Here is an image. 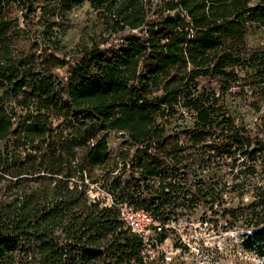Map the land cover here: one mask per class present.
<instances>
[{"label":"trees","instance_id":"obj_1","mask_svg":"<svg viewBox=\"0 0 264 264\" xmlns=\"http://www.w3.org/2000/svg\"><path fill=\"white\" fill-rule=\"evenodd\" d=\"M83 5L91 33L66 48ZM253 26L264 0H0V264H155L122 207L162 224L204 208L264 264V114L251 130L223 103L264 84ZM221 160L226 179H198Z\"/></svg>","mask_w":264,"mask_h":264},{"label":"rangeland","instance_id":"obj_2","mask_svg":"<svg viewBox=\"0 0 264 264\" xmlns=\"http://www.w3.org/2000/svg\"><path fill=\"white\" fill-rule=\"evenodd\" d=\"M254 1L250 0L251 3ZM70 19L71 27L63 40L66 48L84 43L91 33L92 23L95 20L94 14L86 5L73 11ZM242 42L249 49L264 46V28L255 26L248 28ZM240 77H243L242 73ZM248 83H250L249 80H244L238 83V87L230 89L224 94L223 103L236 124H243L252 130L254 125L260 123V117L264 114V84ZM119 141L116 134L107 140L110 157H115L117 151H120ZM235 158L238 157L235 156ZM237 160L236 165L241 161ZM217 164L207 172L206 170L200 172L198 179L204 181L209 178L216 180L224 177L226 179L230 160H221ZM236 170L237 168L233 171ZM220 199L223 208L245 205L250 201L247 198L240 200L235 194H223ZM213 210H217L216 205L213 206ZM209 219L207 210L196 208L188 218L183 217L176 223H169L164 229L167 231L165 232L167 237L163 242L162 251L170 254V262L158 258L155 264H259L256 259L246 255L240 249V231L237 228L226 230L217 218ZM181 241L184 243L183 247L180 246ZM158 253L150 251V256L156 259Z\"/></svg>","mask_w":264,"mask_h":264},{"label":"built area","instance_id":"obj_3","mask_svg":"<svg viewBox=\"0 0 264 264\" xmlns=\"http://www.w3.org/2000/svg\"><path fill=\"white\" fill-rule=\"evenodd\" d=\"M119 218L127 231L130 234L138 237L143 244L142 255H147L148 260H154L150 256V251L159 252L157 258H161L165 262H170V254L162 251L163 242L159 240V236L168 226L169 223L162 224L156 221L152 215L143 208H126L119 209ZM181 241L180 246L183 247L184 243ZM160 250V251H159Z\"/></svg>","mask_w":264,"mask_h":264}]
</instances>
